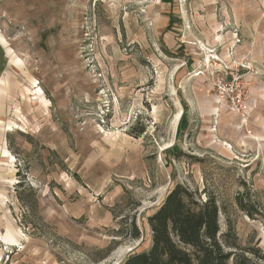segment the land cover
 Returning <instances> with one entry per match:
<instances>
[{
  "label": "rangeland",
  "instance_id": "rangeland-1",
  "mask_svg": "<svg viewBox=\"0 0 264 264\" xmlns=\"http://www.w3.org/2000/svg\"><path fill=\"white\" fill-rule=\"evenodd\" d=\"M177 182L264 253V0H0V264H119Z\"/></svg>",
  "mask_w": 264,
  "mask_h": 264
},
{
  "label": "trees",
  "instance_id": "trees-1",
  "mask_svg": "<svg viewBox=\"0 0 264 264\" xmlns=\"http://www.w3.org/2000/svg\"><path fill=\"white\" fill-rule=\"evenodd\" d=\"M235 202L245 214L252 215L239 193ZM220 210L213 193L177 182L146 217L148 248L129 251L119 264H253L255 259L264 260L258 248H241L229 242L226 234L220 239ZM122 218L126 228L120 227L114 236L127 237L130 242L142 239V229L135 218ZM108 250L100 251V259Z\"/></svg>",
  "mask_w": 264,
  "mask_h": 264
},
{
  "label": "built area",
  "instance_id": "built-area-1",
  "mask_svg": "<svg viewBox=\"0 0 264 264\" xmlns=\"http://www.w3.org/2000/svg\"><path fill=\"white\" fill-rule=\"evenodd\" d=\"M227 75L231 77V80H234L233 72H227ZM225 76H221L218 79V85H217V95L218 102L220 103L222 100H226L224 90H225V83H223V79ZM229 102L231 109L238 113L241 116V119L244 120L247 118L249 113V104H248V98L246 97V92L244 87L236 86L234 90L231 91V94H228Z\"/></svg>",
  "mask_w": 264,
  "mask_h": 264
},
{
  "label": "crops",
  "instance_id": "crops-1",
  "mask_svg": "<svg viewBox=\"0 0 264 264\" xmlns=\"http://www.w3.org/2000/svg\"><path fill=\"white\" fill-rule=\"evenodd\" d=\"M233 35H235V34H233Z\"/></svg>",
  "mask_w": 264,
  "mask_h": 264
}]
</instances>
